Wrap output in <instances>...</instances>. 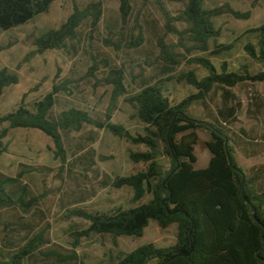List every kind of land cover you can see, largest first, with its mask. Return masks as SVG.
<instances>
[{
	"label": "rangeland",
	"instance_id": "1",
	"mask_svg": "<svg viewBox=\"0 0 264 264\" xmlns=\"http://www.w3.org/2000/svg\"><path fill=\"white\" fill-rule=\"evenodd\" d=\"M92 1L96 0H57L48 13L15 28L0 29V71L6 68L18 77L0 97V115L22 103L32 107L58 86L55 114L70 109L85 111L93 121L62 131L65 160L56 155L55 143L42 131L11 129L3 139L0 171L12 177L21 175L37 200L29 212L17 207L0 209V251L15 253L30 245L31 252L23 264H115L118 257L145 244L173 246L176 226L162 229L154 220L140 237L82 233L90 221L81 213H112L139 204L132 201L129 187L119 188L113 182L144 167L129 155L146 148L97 123L141 132L142 124L130 97L143 84L160 81L162 94L179 101L194 92L182 74L191 69L206 74L195 62L197 57L212 59L219 69L226 61L229 69L240 73L243 68L251 74L264 69L244 49L247 42L257 44L256 33L249 30L264 23V0H202L208 9L216 11L213 22L217 40L209 42L207 50L192 39L187 31L189 23L182 18L188 0H163L170 18L155 0H130L132 11L126 20L119 0H102V16L96 25L91 19L85 20L76 39L64 49L39 50L37 41L43 34L59 28L76 7L83 9ZM221 45L231 49H221ZM118 76L124 92L117 91L114 79ZM233 91L236 98L232 102L239 104L235 120L217 122L230 136L237 163L250 175L264 162V81L247 80ZM221 104L219 90L208 97L207 106L194 103L190 114L215 121ZM258 105H262L261 112L255 118ZM7 126L0 125V131ZM199 135L195 153L196 166L201 168L211 158L206 145L210 134L200 130ZM158 160L168 164L163 155ZM1 182L4 196H10V182L6 177Z\"/></svg>",
	"mask_w": 264,
	"mask_h": 264
},
{
	"label": "trees",
	"instance_id": "2",
	"mask_svg": "<svg viewBox=\"0 0 264 264\" xmlns=\"http://www.w3.org/2000/svg\"><path fill=\"white\" fill-rule=\"evenodd\" d=\"M57 0H0V29L8 30L23 25L40 14H46ZM122 18L130 17V0H119ZM159 8L170 18L163 0H155ZM103 2H90L85 8L75 10L57 29L43 34L37 41L41 52L48 49H64L76 39L78 28L87 19L96 25L102 16ZM215 10L208 9L202 0H188L182 18L189 23L187 29L192 39L202 44L205 50L214 40L213 16ZM257 44L247 42L245 51L251 59L264 67V23L252 28ZM229 50L231 46L221 45ZM206 74L191 69L182 74V79L194 92L173 102L161 92V82L143 84L130 97L136 105L137 118L142 131L132 133L117 124L97 123L114 135L134 145H143L145 150H133L130 159L142 163L138 171L118 177L116 187L127 186L132 190V201L139 203L130 209L118 208L112 213L84 214L90 224L82 231L110 234L113 237L143 235L150 220L166 229L175 225L176 241L173 246L155 248L151 244L139 246L118 257L115 264H264V167L250 175L237 163L235 149L230 136L218 122L221 119L235 120L239 104H235L233 88L247 80L264 81V69L251 74L229 69L224 61L220 69L205 56L195 58ZM172 77V76H171ZM120 76L114 79L117 91L124 92ZM18 82V77L6 68L0 71V97L6 89ZM221 90L222 104L217 107L215 121L200 120L191 116L190 108L196 102L208 105V97ZM59 87L35 101L30 107L24 103L0 115V125L8 126L0 131V155L5 152L3 139L11 129H36L49 136L57 148V156L64 155L62 131L71 127L80 128L92 123L85 111L66 110L56 115ZM200 130H207L210 139L206 145L211 152L207 166L198 168L195 148L200 141ZM163 155L168 164L159 162ZM10 182V196L5 197L1 180ZM19 177H12L0 171V209L17 207L23 212L33 208L36 197L29 186ZM14 186V187H13ZM29 195V197H28ZM149 196L146 202H141ZM2 248V247H0ZM26 246L15 253L0 251V264H23L31 251Z\"/></svg>",
	"mask_w": 264,
	"mask_h": 264
},
{
	"label": "crops",
	"instance_id": "3",
	"mask_svg": "<svg viewBox=\"0 0 264 264\" xmlns=\"http://www.w3.org/2000/svg\"><path fill=\"white\" fill-rule=\"evenodd\" d=\"M261 107H262V105H258V106H257V108H256V110H255V112H256V115L254 116L255 118H258V115H259L260 112H261ZM261 137L264 138V135H262ZM262 141L264 142V139H263ZM260 165H264V162H263V163H260ZM260 165H259V166H260Z\"/></svg>",
	"mask_w": 264,
	"mask_h": 264
}]
</instances>
